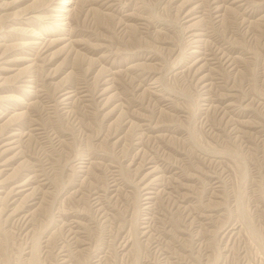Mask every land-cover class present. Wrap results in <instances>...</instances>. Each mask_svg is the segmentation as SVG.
<instances>
[{"label": "rangeland", "instance_id": "rangeland-1", "mask_svg": "<svg viewBox=\"0 0 264 264\" xmlns=\"http://www.w3.org/2000/svg\"><path fill=\"white\" fill-rule=\"evenodd\" d=\"M2 2L0 33L47 1ZM68 19L28 28L45 57L0 38V123L24 113L25 134L1 179L47 183L27 226L30 205L0 202V264H264V0H83Z\"/></svg>", "mask_w": 264, "mask_h": 264}, {"label": "bare ground", "instance_id": "bare-ground-1", "mask_svg": "<svg viewBox=\"0 0 264 264\" xmlns=\"http://www.w3.org/2000/svg\"><path fill=\"white\" fill-rule=\"evenodd\" d=\"M47 1L46 3H44V7H34L31 9V11L27 12L25 14V16H21L22 20L20 18H14V19H9L6 22H10V25L4 26V28L6 27H11L9 30L0 33V38L3 37L6 38L9 35H23L25 42L22 44V47L25 49H29L28 51L32 50V49H39V52L44 55V52L46 51V46L47 43H45L44 41H42L43 38H40L39 35H37V33L32 29L29 31L28 28H30V26H36V21H38V23H41L42 20L46 21L45 19H52L55 22H65L66 19H68L70 17V14L72 12V10H74V6L78 5L79 3H81V1L83 2V0H45ZM0 2H2V0H0ZM3 3V2H2ZM107 4H109V1L106 2ZM105 3V4H106ZM111 3V2H110ZM215 9L217 12H221L223 7L217 3V1H215ZM6 6V5H5ZM110 7V6H109ZM108 7V8H109ZM1 9V6H0ZM40 12L44 13L43 15H40ZM20 19V20H19ZM69 20V19H68ZM65 23L62 24H58V30L60 31H64L66 32L67 29H65V27H61V25H64ZM69 24V23H68ZM21 25V26H18ZM65 26V25H64ZM69 27V26H68ZM57 30V32H58ZM27 31H29L28 33H26ZM34 31V33H33ZM55 31V30H54ZM72 32V31H71ZM70 33V32H69ZM68 33V34H69ZM194 36V35H193ZM71 44L75 43L76 41H70ZM79 42V41H78ZM3 44H0V65L6 63L5 59V51L3 50ZM71 46V45H70ZM25 49V50H26ZM27 51V50H26ZM27 51V52H28ZM31 52V51H30ZM35 52V51H34ZM29 54V52H28ZM32 54V53H31ZM35 54V55H36ZM34 55V54H33ZM32 55V58H33ZM27 56V55H26ZM37 57H35L34 61L38 62L37 59L39 55H36ZM45 57V55H44ZM107 57V55L102 56V60H104ZM26 58V57H25ZM41 58H43L41 56ZM24 58L22 57V60ZM44 59V58H43ZM206 59V58H205ZM10 60V59H9ZM8 60V61H9ZM25 60V59H24ZM41 60V59H40ZM206 60H210V59H206ZM205 60V61H206ZM30 61V60H29ZM32 62V61H31ZM46 62V60H45ZM210 62V61H209ZM33 63V62H32ZM35 64V63H34ZM33 65V64H32ZM36 65V64H35ZM34 65V66H35ZM39 65V63L37 64V66ZM33 67V66H32ZM40 67V65H39ZM114 74V73H112ZM207 78V77H206ZM149 79V78H148ZM205 79V78H204ZM30 80V79H29ZM137 80V79H136ZM31 81V80H30ZM102 81V80H101ZM205 81V80H204ZM26 82V81H25ZM33 82V81H32ZM35 82V81H34ZM161 82V81H160ZM31 83V82H30ZM143 83V82H142ZM26 84V83H25ZM151 85L148 87V91L151 92V94H156L159 95V91L157 89L156 81L155 82H151ZM30 85V84H29ZM212 85V81L211 78L209 77L206 80V83H204V88H209ZM27 86V85H26ZM60 86V85H59ZM31 87V86H30ZM35 87V86H32ZM161 90V89H160ZM33 91V90H32ZM64 91V92H63ZM84 91V90H83ZM60 92H63L60 94V98L62 100V103L64 101H68L71 99V94H73L72 90L66 92L64 89L60 90ZM77 92V91H76ZM167 92V91H166ZM81 93V92H80ZM81 95V94H80ZM43 96V95H42ZM150 96V95H149ZM229 96V95H228ZM233 96V95H232ZM237 96V95H236ZM235 96V97H236ZM167 97V96H166ZM10 99V98H9ZM2 100V99H1ZM213 100V99H212ZM4 101V100H3ZM22 101V100H21ZM73 101V100H72ZM214 101V100H213ZM10 102V101H9ZM209 102V101H208ZM212 103V101H210ZM233 102V101H232ZM71 103V102H70ZM214 103V102H213ZM8 104V103H7ZM67 104V103H66ZM234 104V102H233ZM30 106V105H29ZM210 106V105H209ZM23 107V106H22ZM213 107L217 108V106L213 105ZM227 107H232L231 102L227 104ZM0 108H5L0 106ZM28 108V107H26ZM224 109V108H223ZM7 108L3 109L2 112L0 113V118L3 117L2 114L4 112L7 113ZM20 110V109H19ZM225 110V109H224ZM230 110V109H229ZM22 112V111H20ZM225 112H227L225 110ZM22 115H24V113H16L14 114V116L8 120L7 122L4 123H0V202H9V201H13L15 202H19V204L21 205V208L26 207V205H30L31 207L29 209H23L22 211L24 212L23 215H21V213H19L18 215H21V221L24 223L25 226L29 225V222L31 220V217L33 216V208L36 205V202H34V200H36L37 196H36V191L39 187H45V185H47L46 182L43 183H39V186H35V183L37 181L36 176L34 177H30V178H22V179H17V180H9V179H1L2 174L4 173L5 169H1V167H5L8 166V162L9 160L5 159V157L7 156V154L16 148H19V140L25 136L24 133H22L21 131H18L17 129H14L12 127H10L9 124L14 117L18 116V117H22ZM8 116V115H7ZM140 116V115H139ZM145 117V116H144ZM143 120V119H141ZM147 120V119H146ZM134 121V120H133ZM240 123V122H239ZM243 123V122H242ZM149 124V123H148ZM147 124V125H148ZM151 124V123H150ZM138 125V123H137ZM141 125V124H140ZM139 125V126H140ZM152 125V124H151ZM150 125V126H151ZM232 125V124H231ZM237 125V124H236ZM155 126V125H154ZM141 127V126H140ZM147 127V126H145ZM32 128V127H31ZM152 128V127H151ZM156 128V127H155ZM22 129V128H21ZM24 129V128H23ZM149 130V128H148ZM32 131V130H31ZM21 132V133H20ZM143 132V131H142ZM160 134V133H159ZM136 136V135H135ZM156 136V135H155ZM159 136V135H157ZM156 136V137H157ZM151 140V139H150ZM21 141V140H20ZM135 142V141H134ZM158 142V141H157ZM140 148V147H139ZM204 152V151H203ZM205 153V152H204ZM207 153V152H206ZM92 154V153H91ZM210 159V158H209ZM87 160V159H85ZM90 160V159H89ZM92 160V159H91ZM155 160V159H154ZM162 160V159H161ZM89 162V161H88ZM92 163V162H91ZM152 162H148L146 165H149L147 168L145 167H140L138 169V173H140L139 175H141V172L143 173V171L146 169L148 171H146V173L143 174V176H141L140 181L138 182V184L140 185V189L144 192L143 193V200L146 201L145 205H149L151 203V201L156 197L158 187L160 186V181L162 180L163 175L159 174V170L157 167L153 166L151 164ZM31 164V163H30ZM29 164V165H30ZM80 164V163H78ZM94 164V163H93ZM91 164V166L93 165ZM160 164V163H159ZM35 165V164H34ZM132 165V164H131ZM145 165V166H146ZM73 166V165H72ZM75 166V165H74ZM96 167V166H94ZM88 169V166L85 167ZM118 168V167H117ZM83 169V168H82ZM166 169V168H165ZM81 170V169H80ZM86 171V169H85ZM84 171V172H85ZM39 172V171H38ZM87 172V171H86ZM162 172V169H161ZM168 172V171H167ZM178 173V172H177ZM86 174V173H85ZM165 174V173H163ZM172 176V175H171ZM208 177V176H207ZM169 179V178H168ZM41 181V180H40ZM82 181V180H81ZM11 182V183H10ZM38 182V181H37ZM9 184L11 185V187L8 189L7 187L9 186ZM192 184V183H191ZM38 185V184H37ZM158 185V186H156ZM210 185V184H209ZM136 186V185H135ZM183 188L187 187L186 185L182 186ZM115 188V187H114ZM162 188V187H161ZM46 189V188H45ZM160 189V188H159ZM167 191V190H166ZM137 192V191H136ZM186 192V191H185ZM106 193V192H105ZM93 194V193H92ZM113 194V193H112ZM117 194V193H116ZM138 195V194H137ZM117 196V195H116ZM159 196V195H158ZM185 197V196H184ZM43 198V197H42ZM181 199V198H180ZM97 200V199H96ZM100 201V200H99ZM30 202H32L30 204ZM92 202V201H91ZM185 202V201H184ZM39 204V203H38ZM98 204V203H97ZM178 204V203H177ZM106 206V205H105ZM200 206V205H199ZM98 207V206H97ZM17 210V209H16ZM96 210V209H95ZM98 210V209H97ZM204 212V211H203ZM207 212V211H206ZM16 212L13 213V215H15ZM77 215V214H76ZM198 215V214H197ZM201 216V215H200ZM205 220H208L211 218V216L207 213L204 214L202 216ZM20 219V218H19ZM85 219V218H84ZM83 219V220H84ZM103 219V218H102ZM201 219V218H200ZM203 219V221H204ZM72 220V219H71ZM18 222V221H17ZM150 222V221H149ZM207 222V221H206ZM20 224V223H19ZM152 224V223H151ZM68 226H70V229L72 228V234H76L77 232L75 230H73V228H78L79 227V222L77 221H73L70 224H68ZM145 227V226H144ZM143 227V228H144ZM156 229V228H155ZM232 229V228H231ZM147 230V229H146ZM158 231V230H157ZM140 232V231H139ZM149 231H144L143 234H147ZM222 233V232H221ZM226 233V232H225ZM166 234V233H165ZM61 235V234H60ZM69 237V236H68ZM163 237V236H162ZM170 237V236H169ZM124 238V237H123ZM141 238V237H140ZM147 240V239H146ZM78 241V240H77ZM123 241V240H122ZM129 241L125 240L121 247L123 250H125L128 245H129ZM150 241V240H149ZM85 242V241H84ZM204 242V241H203ZM88 243V242H87ZM84 244V243H83ZM150 244V243H149ZM202 244V243H201ZM134 245V244H133ZM153 245V244H152ZM64 247V246H62ZM66 247V246H65ZM85 247V246H84ZM155 247V246H154ZM56 248V247H55ZM77 248V247H76ZM81 252V251H80ZM202 252V251H201ZM33 254V253H32ZM124 254V253H123ZM178 256V255H177ZM31 257V256H30ZM166 257V256H165ZM28 258V257H27ZM167 259V258H166ZM169 259V258H168ZM54 260V259H53ZM57 260V259H56ZM99 260V259H98ZM36 261V260H35ZM70 258L69 255L65 253L64 250L59 251L58 253V260L56 261V264H72L70 263ZM179 261V260H178ZM29 262V261H28ZM37 262V261H36ZM53 264V263H52Z\"/></svg>", "mask_w": 264, "mask_h": 264}]
</instances>
